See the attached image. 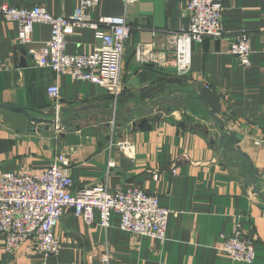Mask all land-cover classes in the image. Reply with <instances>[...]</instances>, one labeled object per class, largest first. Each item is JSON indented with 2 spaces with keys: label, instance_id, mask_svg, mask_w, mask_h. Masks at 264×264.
<instances>
[{
  "label": "crops",
  "instance_id": "1",
  "mask_svg": "<svg viewBox=\"0 0 264 264\" xmlns=\"http://www.w3.org/2000/svg\"><path fill=\"white\" fill-rule=\"evenodd\" d=\"M216 1L223 7L226 32L252 36L250 67L230 54V39H205L192 44L191 68L178 75L169 36L188 27L189 0H137L126 13L123 0H101L91 11L95 21L126 14L133 29L125 46L114 136L116 145L133 147L127 154L117 146L109 148L114 101L104 88L63 76L60 101L49 98L55 75L35 68L27 49L44 46L50 26L36 24L32 44L22 47L16 42L17 25L0 17V105L17 110L0 111V171L39 173L62 154L70 164L74 190L105 182L112 194L140 188L159 196L171 212L167 240L160 243L122 231L117 215L105 231L97 214L95 225L88 227L67 211L56 231L60 253L46 264H103L107 249L111 264H244L221 251L223 236L231 235L236 223L255 240L253 264H264V204L245 182L250 171L264 184V0ZM78 2L0 0V8L41 6L69 17ZM67 41L72 55L91 53L98 45L89 29H76ZM139 46L165 54L166 64L137 62ZM50 121L56 125L46 129ZM143 121L150 130L135 126ZM86 128L93 133L85 135ZM224 134L226 146L230 135L239 137L231 148L249 163L227 155L220 141ZM111 160L116 167L108 170ZM0 264L44 262L29 243L14 257L0 243Z\"/></svg>",
  "mask_w": 264,
  "mask_h": 264
},
{
  "label": "built area",
  "instance_id": "2",
  "mask_svg": "<svg viewBox=\"0 0 264 264\" xmlns=\"http://www.w3.org/2000/svg\"><path fill=\"white\" fill-rule=\"evenodd\" d=\"M125 13L137 0H123ZM101 0H79L72 16H55L46 8L36 6L32 10L0 8V17L18 27L17 45L32 44L36 24L50 26L51 36L42 47H31L28 55L35 68L50 69L56 83L47 89L49 98L56 104L60 101L59 79L69 76L74 81L89 82L104 88L114 101L110 121L109 148L118 147L121 152H132L127 143L116 145V111L122 93L121 71L125 46L133 29L126 14L120 17L103 16L95 21L93 11ZM190 23L187 28L170 34L171 52L179 76L191 68V46L201 44L205 39H230V54L243 67L251 66L252 36L248 32L230 34L222 25L223 7L216 0H189ZM76 29L94 32L98 45L91 53L72 55L67 52V39ZM163 53L145 51L144 46L136 50L135 59L141 64L164 66L167 62ZM116 162L109 161L108 170ZM67 211L91 227L95 225L108 231L112 227V216L119 217L118 227L137 239L148 238L164 243L170 210L163 207L156 194H149L140 188H129L110 193L105 183L74 190L70 164L64 155L58 154L50 165L39 173L0 171V241L6 255L14 257L25 243L32 246L34 256L44 264L60 253L62 243L56 231ZM223 255L238 263L253 264L256 258V244L240 223L233 227L232 234L223 236ZM103 264H111L112 254L107 249L101 256Z\"/></svg>",
  "mask_w": 264,
  "mask_h": 264
},
{
  "label": "water",
  "instance_id": "3",
  "mask_svg": "<svg viewBox=\"0 0 264 264\" xmlns=\"http://www.w3.org/2000/svg\"><path fill=\"white\" fill-rule=\"evenodd\" d=\"M170 103V102H168ZM1 110H4V111H14L16 112L17 110H15L14 108H11V107H8V106H5V105H0V111ZM171 111V104H169L168 106V112ZM51 116H54V114H52ZM42 122H45V120H43ZM55 126L56 125V122L55 121H50L47 123V128L46 129H49L50 127V124H52ZM147 121H143V122H139L138 124H135V126H138L139 129H141L142 131H145V130H150L151 127L150 126H147ZM220 125L221 127H223L222 123L220 122ZM93 133V130L89 129V128H86L84 130V134L85 135H88V134H91ZM226 138V134H224L221 138H220V141L221 143L223 144L224 140ZM223 150L226 151L227 155L229 157H231L232 159H234L232 157V152H230L228 149H226V145L223 144ZM238 153L239 154H242L239 150H238ZM245 182L246 184L249 186V187H252L253 188V191L255 194H257L260 198V201L264 204V184H262V182L257 178L256 175L252 174V173H249L247 172L246 176H245Z\"/></svg>",
  "mask_w": 264,
  "mask_h": 264
},
{
  "label": "trees",
  "instance_id": "4",
  "mask_svg": "<svg viewBox=\"0 0 264 264\" xmlns=\"http://www.w3.org/2000/svg\"><path fill=\"white\" fill-rule=\"evenodd\" d=\"M228 140H229V142H227L226 149H228L230 152H232V154H233L232 157L237 161L239 160L242 164L249 163V161L247 160V157L245 155L239 154L237 150H234L233 148H231L233 145L237 144V142L239 141V137L230 135ZM212 143L214 144V142H212ZM248 172L251 173L250 171H248Z\"/></svg>",
  "mask_w": 264,
  "mask_h": 264
}]
</instances>
